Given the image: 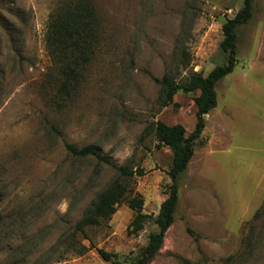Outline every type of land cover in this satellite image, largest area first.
Listing matches in <instances>:
<instances>
[{
  "label": "rangeland",
  "instance_id": "rangeland-1",
  "mask_svg": "<svg viewBox=\"0 0 264 264\" xmlns=\"http://www.w3.org/2000/svg\"><path fill=\"white\" fill-rule=\"evenodd\" d=\"M93 1L100 43L68 99L56 93L45 45L62 0H0V264H115L100 249L130 264L156 225L148 220L128 234L135 213L124 202L106 223L77 231L117 173L94 157L73 156L66 144L93 146L117 166L142 169L123 182L128 196L143 198V212L156 216L171 183L172 151L150 129L159 120L190 134L196 94L179 92L162 107L153 77L181 83L190 71L206 76L224 65L222 25L243 6ZM237 36V64L216 84L217 105L178 179L174 222L150 264H264V207L257 219L251 215L264 188V0L254 1Z\"/></svg>",
  "mask_w": 264,
  "mask_h": 264
},
{
  "label": "trees",
  "instance_id": "trees-1",
  "mask_svg": "<svg viewBox=\"0 0 264 264\" xmlns=\"http://www.w3.org/2000/svg\"><path fill=\"white\" fill-rule=\"evenodd\" d=\"M255 0H243L242 8L232 18L222 25L224 38L220 48L227 54L226 63L212 69L206 76L200 72L190 71L186 79L179 83L169 77L162 79L153 77L154 82L162 90L161 106L167 107L173 103L174 96L181 92L196 94L193 98L196 106L195 127L190 134L181 124L168 125L156 121L151 131L159 145L172 151V161L168 170L171 183L168 186L167 197L162 201L158 214L153 216L143 212L144 201L139 195L128 196L127 185L123 180L134 176H142V169L129 166H117L93 146L80 149L72 144H66L67 151L77 158L94 157L116 169V178L101 191L76 224L75 229L84 232L86 227L99 226L109 221L116 213L117 207L126 203L135 213L129 226L128 234L136 235L143 230L144 224L152 220L156 231L148 236L145 246L133 257L130 264H150L162 247L165 234L174 222V213L178 204V179L188 167L194 155V147L199 141L205 127V116L217 105L216 84L225 76L231 74L237 64V29L247 24L253 17ZM100 21L93 0H62L60 5L50 15L45 34L46 50L56 69V93L71 98L78 93L86 67L93 59L100 43ZM184 69L187 65H184ZM262 206L255 212L252 219L259 217ZM189 234L193 231L188 228ZM83 250L86 248L83 247ZM79 250L83 255L84 251ZM104 261H114L115 254L98 250Z\"/></svg>",
  "mask_w": 264,
  "mask_h": 264
},
{
  "label": "crops",
  "instance_id": "crops-1",
  "mask_svg": "<svg viewBox=\"0 0 264 264\" xmlns=\"http://www.w3.org/2000/svg\"><path fill=\"white\" fill-rule=\"evenodd\" d=\"M212 193H215L216 196H218V195H217L218 192H215V190H212ZM217 198H218V197H217ZM220 199H221V201H222V198H221V197H220ZM263 202H264V188H263L262 203L259 204V203L257 202V204H256L257 206L254 208V211L251 213V215H252V214H255V212H256V211L262 206ZM258 204H259V205H258ZM247 207H248V205L246 206V208H247ZM249 207H252V203L249 204ZM218 213L221 214L219 211H218ZM251 215H250V216H251ZM250 216H248V217H250ZM244 217H245V216H244ZM246 217H247V216H246ZM248 217H247V218H248Z\"/></svg>",
  "mask_w": 264,
  "mask_h": 264
}]
</instances>
